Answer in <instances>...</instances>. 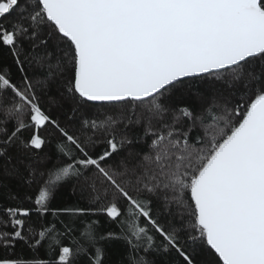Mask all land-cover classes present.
<instances>
[{"label": "snow or ice", "instance_id": "snow-or-ice-1", "mask_svg": "<svg viewBox=\"0 0 264 264\" xmlns=\"http://www.w3.org/2000/svg\"><path fill=\"white\" fill-rule=\"evenodd\" d=\"M13 13L10 24L0 23V46L11 51L21 77L15 83L0 69V169L35 186L34 196L27 197L35 207L5 210L10 219L0 228V246L23 241L35 250L46 238L59 245L58 260L34 258L30 264H102L98 241L111 238L128 245L127 264H153L141 250H174L181 264H197L205 245L214 256L204 264H264V0H0V20ZM52 41L62 56L49 65L56 73L48 76L66 79V95L80 107L87 102L131 105L133 111L145 107L147 118L135 123L144 120L137 141L152 137L147 154L138 158L139 152L129 150L120 156L132 143L117 138L122 115L82 119L70 132L45 113L24 65L50 58ZM256 60L262 62L259 72L252 71ZM213 76L233 95L242 93L234 108L227 101L222 107L215 89L198 95L195 104L173 102L185 78ZM127 123H133L131 117ZM46 125L59 135L57 149L65 161L40 169L12 154L42 149L41 136L25 141L20 134ZM97 134L106 137L104 149L92 154L89 148L101 143L93 139ZM70 179L99 206L49 209L53 191ZM161 194L170 215L173 203L188 210L187 222L182 212L179 226L161 225L149 198L159 200ZM33 211L105 213L119 221L121 231L118 237L94 235V220L78 237L71 235L72 226L61 231L41 225L37 233L27 220ZM152 232L162 238L159 245ZM66 236L70 246L61 243ZM0 264L29 262L0 259Z\"/></svg>", "mask_w": 264, "mask_h": 264}, {"label": "trees", "instance_id": "trees-1", "mask_svg": "<svg viewBox=\"0 0 264 264\" xmlns=\"http://www.w3.org/2000/svg\"><path fill=\"white\" fill-rule=\"evenodd\" d=\"M14 17L15 13H13L12 16L0 20V23L8 25ZM56 43V41H52L49 45V51L52 52L50 58L45 59L41 64H37L33 60L30 65L28 63L24 65L25 73L32 82V87L35 89L42 109L53 119L58 120L62 127H67L70 132L79 127L82 119L103 121L109 116L118 118L122 115V120L116 128L117 138L121 139L126 136L132 143L125 145V148L120 152V156H126L128 151L131 150L133 152H139L140 156L138 158H142L149 151L148 145L151 143L152 137H144L143 140L137 141V135L143 136L144 120L142 119L139 124H136L135 120L138 117L147 118L148 113L145 107L137 106L135 111H133L131 105L109 107L106 104H95L92 102H87L83 107H80L81 102L78 99L72 100L66 95V79H61L59 74L54 77L48 76L50 70L56 73V69H50L49 65H55L57 59L62 56V53L56 48ZM27 47L28 45L26 44L25 48ZM40 51L41 53L43 52L42 49ZM251 63L256 65L252 71L259 72V66L262 62L256 60L251 61ZM0 69H7L13 82L20 83L21 73L17 70L12 53L7 47L3 46H0ZM252 87H255V82H253ZM214 89L218 90L217 101L222 107L225 106L224 102L227 101V106L234 108L236 101L239 100L242 94L237 91L235 95H233L223 81H217L213 76L203 80H185L183 84L178 86L175 96L173 97V102L195 104L198 95H210ZM245 99H247V97H245ZM74 109L78 110L74 112ZM129 117L133 120L131 124L127 123ZM166 119L170 122V115L166 117ZM12 123L13 122H10L8 127H12ZM153 124L156 127H160V124L156 121H153ZM33 134H38L45 140L42 149H32L30 152H25L23 154L13 150L12 154L14 156L22 155L25 161L32 162L34 166L40 169L51 167L53 164L63 162L67 159L62 153L58 152L57 143L60 142V137L57 133L53 132L51 125L42 126L39 129L28 127L20 136L23 140L27 141ZM81 139L83 140V136H81ZM93 139L100 140L101 143L97 144L95 148H89V151L92 154L103 151V140H105L106 137L97 134L93 136ZM114 159H119V157H114ZM15 163L16 160L14 159L13 164ZM8 167L11 168L12 165H8ZM21 171H24L23 166L21 167ZM26 176L27 173H25V177ZM34 194V185L30 188L20 176L6 175L4 171L0 169V228H3L4 221L10 219L5 214L7 208H34V199L31 202L27 199L29 195L34 196ZM143 195L148 196L147 193ZM149 198L151 200L152 214L159 219L161 225L166 229L170 230V224L173 226L180 225V214L182 212L185 215V222H187V209L179 208L173 203L170 205L172 213L170 215L169 211L165 209L163 194H161L159 200L155 196ZM187 200L190 202V195H188ZM103 203L107 204L108 201H103ZM89 206L98 207L99 204H91L89 193H81L80 187L78 184H75L74 179L64 182L62 186L55 189L48 203L49 209ZM119 206L121 207L122 214L126 215L124 211L126 206L124 203L120 202ZM27 220L31 222L37 233L41 225L55 227V229L61 231L65 230L67 226H72L74 230L71 235L78 237L80 235L79 230L86 228L87 224H90L94 220L98 222L93 225L94 235H105L108 232H113L118 237L121 231L119 221L111 220L105 213L74 217L67 214L54 216L51 211L40 216L33 211ZM82 221L84 223H81ZM28 222L25 224V233H27ZM139 223L142 226L144 224L142 219ZM7 231L11 232L12 229L9 227ZM150 234L154 235V242L156 245H159L162 238L154 232ZM61 243L64 246H70V240L67 236L61 238ZM49 244H51V241L46 238L41 241V245H38L35 250H32L23 241H15L11 247L0 246V259L19 258L29 262V264L34 258L44 261L58 260L59 245L51 244V247H49ZM97 246L102 249V264H127L126 254L128 253V245L124 240L111 238L105 241H98ZM140 254L147 260L152 261L153 264H181L182 261V258L178 257V254L175 253L174 250L169 253L157 250H150L149 252L141 250ZM213 256L214 254H210V250L205 245L200 255L197 257V264H204L205 261L212 259ZM216 259L218 260V257H216Z\"/></svg>", "mask_w": 264, "mask_h": 264}, {"label": "water", "instance_id": "water-1", "mask_svg": "<svg viewBox=\"0 0 264 264\" xmlns=\"http://www.w3.org/2000/svg\"><path fill=\"white\" fill-rule=\"evenodd\" d=\"M191 78H185V80H190ZM184 80V81H185ZM92 103H95V104H101V103H98V102H92Z\"/></svg>", "mask_w": 264, "mask_h": 264}]
</instances>
